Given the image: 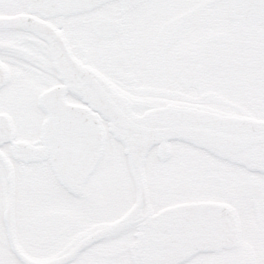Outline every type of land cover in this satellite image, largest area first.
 Listing matches in <instances>:
<instances>
[{"label":"snow or ice","instance_id":"1","mask_svg":"<svg viewBox=\"0 0 264 264\" xmlns=\"http://www.w3.org/2000/svg\"><path fill=\"white\" fill-rule=\"evenodd\" d=\"M0 264H264V0H0Z\"/></svg>","mask_w":264,"mask_h":264}]
</instances>
